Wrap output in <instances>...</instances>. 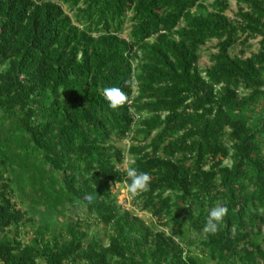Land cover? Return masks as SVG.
Here are the masks:
<instances>
[{
  "label": "trees",
  "instance_id": "1",
  "mask_svg": "<svg viewBox=\"0 0 264 264\" xmlns=\"http://www.w3.org/2000/svg\"><path fill=\"white\" fill-rule=\"evenodd\" d=\"M235 2L0 0V264H264V0Z\"/></svg>",
  "mask_w": 264,
  "mask_h": 264
},
{
  "label": "rangeland",
  "instance_id": "2",
  "mask_svg": "<svg viewBox=\"0 0 264 264\" xmlns=\"http://www.w3.org/2000/svg\"><path fill=\"white\" fill-rule=\"evenodd\" d=\"M208 2L212 3L215 0H207ZM229 3V10L227 11V15L229 18L234 19L235 16L237 15L238 12V5L235 2V0H228ZM127 34H124V37H126ZM217 44V41H212L211 43H208L207 46L204 48L202 52L201 59L199 61V67L202 69L209 68L211 66V61L210 57L217 52L215 46ZM260 49L259 45V39L250 41L249 45L247 47L244 46H236L231 50V54L235 56H240L242 58H248L252 53L258 52ZM124 152L127 154L126 155V162L124 163V167L128 169L130 167V164H132V159L129 157V154L127 153L128 149V142L123 141L118 145ZM114 192H118V200L119 203L125 207L126 209L129 210H135V206L133 205V199L131 194L128 192V186L127 185H115L113 187ZM138 216L141 217V219L147 224L151 225L152 220L150 216L147 213L141 212L139 210L135 211ZM68 219L74 218V215H69L67 217ZM91 232L94 234H99L100 237L105 240V243H107V239L105 237V229L103 227H97L95 226L94 221H92L91 224ZM22 236L25 237V234L22 233ZM30 237H27L29 239Z\"/></svg>",
  "mask_w": 264,
  "mask_h": 264
},
{
  "label": "clouds",
  "instance_id": "3",
  "mask_svg": "<svg viewBox=\"0 0 264 264\" xmlns=\"http://www.w3.org/2000/svg\"><path fill=\"white\" fill-rule=\"evenodd\" d=\"M104 99L108 103V107L117 108L125 103V93L117 87H106L102 91ZM126 176L129 179L128 192L135 195L147 191L151 183V176L147 172H140L134 167H129L126 170ZM228 213L226 206L218 205L212 207L206 219L204 231L214 233L217 226L223 221Z\"/></svg>",
  "mask_w": 264,
  "mask_h": 264
},
{
  "label": "built area",
  "instance_id": "4",
  "mask_svg": "<svg viewBox=\"0 0 264 264\" xmlns=\"http://www.w3.org/2000/svg\"><path fill=\"white\" fill-rule=\"evenodd\" d=\"M138 95L137 93V87H136V84L133 85V94H132V98L131 100L128 102V105L129 106H132V102H133V99ZM131 113H132V117H133V127L139 123L141 120H143V115L142 114H139L137 113L134 109L131 110ZM133 133L130 134V136L132 135ZM129 136V137H130ZM126 142H128L129 146H130V139H126L125 140ZM128 146V147H129ZM126 162V157L124 159V163ZM124 163L121 167H119V169H121L122 171H126L127 169L124 167Z\"/></svg>",
  "mask_w": 264,
  "mask_h": 264
}]
</instances>
